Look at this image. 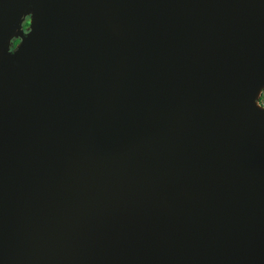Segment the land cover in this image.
Here are the masks:
<instances>
[{"label":"water","instance_id":"95a60500","mask_svg":"<svg viewBox=\"0 0 264 264\" xmlns=\"http://www.w3.org/2000/svg\"><path fill=\"white\" fill-rule=\"evenodd\" d=\"M263 93L264 0H0V264H264Z\"/></svg>","mask_w":264,"mask_h":264},{"label":"flooded vegetation","instance_id":"af4514ba","mask_svg":"<svg viewBox=\"0 0 264 264\" xmlns=\"http://www.w3.org/2000/svg\"><path fill=\"white\" fill-rule=\"evenodd\" d=\"M30 16H28L25 21L23 22V25H22V30H21V34H25L28 29H29V26H30ZM12 45H11V52H14L15 49L18 47V45L21 43V36L19 38H16L14 37L11 41Z\"/></svg>","mask_w":264,"mask_h":264},{"label":"trees","instance_id":"16d2710c","mask_svg":"<svg viewBox=\"0 0 264 264\" xmlns=\"http://www.w3.org/2000/svg\"><path fill=\"white\" fill-rule=\"evenodd\" d=\"M264 101V93L262 94V97H261V102Z\"/></svg>","mask_w":264,"mask_h":264},{"label":"built area","instance_id":"2783aa9c","mask_svg":"<svg viewBox=\"0 0 264 264\" xmlns=\"http://www.w3.org/2000/svg\"><path fill=\"white\" fill-rule=\"evenodd\" d=\"M263 105H264V101L263 102H261Z\"/></svg>","mask_w":264,"mask_h":264}]
</instances>
